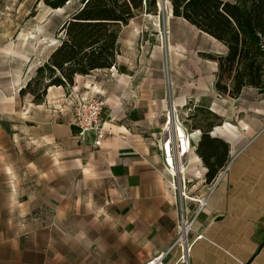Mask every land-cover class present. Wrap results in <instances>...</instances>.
Wrapping results in <instances>:
<instances>
[{
  "label": "crops",
  "instance_id": "obj_1",
  "mask_svg": "<svg viewBox=\"0 0 264 264\" xmlns=\"http://www.w3.org/2000/svg\"><path fill=\"white\" fill-rule=\"evenodd\" d=\"M184 21L193 42L180 43L170 25L171 67L177 72L179 56H187L190 61L184 69L191 68L196 80L175 94L174 103L182 107L188 101H203L220 124L205 139L201 129L186 130L191 147L186 168L177 171V188L164 148L151 141L167 108L162 80L156 76L161 61L135 59L140 54L138 33L124 49L119 48L114 66L76 75L69 87H49L42 101L20 94L40 66L34 71L35 61L17 74L10 70L1 75L0 264H146L174 245L182 220L192 221L191 241L198 235L202 238L193 243L187 263L179 260L181 250L175 246L167 252L166 264H264V93L246 88L238 98L220 95L215 89L218 63L204 53L219 54L226 46ZM12 48L6 45L0 51ZM89 95L106 99L104 121L110 134L95 158L90 157L93 167L87 170L94 178L112 180L115 186L110 191L120 201L113 208L120 218L117 224L107 219L106 235L91 238L92 244L101 246L84 253L81 243L71 248L60 234L35 230L44 227L34 221L28 222L32 231L20 232L13 213L23 205L18 187L20 135L25 134L27 142L44 144L42 148L65 147L75 139L74 103ZM201 143L208 162L225 165L232 160L229 171L218 172L212 182L206 181L208 167L198 152ZM39 160L44 165L62 163L61 157ZM78 161L83 163L79 156L75 164ZM190 198L206 204L200 206ZM41 207L26 203L30 213Z\"/></svg>",
  "mask_w": 264,
  "mask_h": 264
},
{
  "label": "rangeland",
  "instance_id": "obj_2",
  "mask_svg": "<svg viewBox=\"0 0 264 264\" xmlns=\"http://www.w3.org/2000/svg\"><path fill=\"white\" fill-rule=\"evenodd\" d=\"M73 10L71 5L52 9L38 0H0V49L6 45L13 46L12 51H0V77H5L10 70L17 74L27 63L30 66L32 62H36L32 66L34 71L38 65L45 63L47 56L59 44L60 26ZM171 14V0H168L167 8L160 10L158 7L157 14H138L129 25L122 27L119 37V48L124 49L132 41V34L138 33L136 45L140 54L135 59L152 62L156 58L161 61V68L156 76L162 80L163 98L167 108L164 110L160 130L151 136V141L161 147L166 139V123L170 111H174L173 121H179L185 132L195 124L206 125V111H209L203 101H188L182 107L174 103L175 94H180L184 87L192 85L196 77L191 68L184 69L190 61L187 56H179L177 72L171 67L170 25L176 30L175 35L180 43L193 42V36L187 30L188 24L182 18L178 19ZM147 71L153 72L152 69ZM171 107L174 108L171 110ZM75 132L77 134V129ZM42 145L44 144L27 142L25 134L20 135L17 151L20 158L18 187L19 202L23 205L22 209L13 213V219L15 216L19 222V231H32L34 228L28 222L34 221L44 227L35 230L60 234L68 247L74 248L77 243H81L84 253L98 249L101 245L92 244L91 238L106 235L107 219H114L116 224L119 222L117 220L120 217L113 206L120 201L110 191L115 186L112 180L94 178L96 175L87 170L93 167L89 159L95 158L97 148L89 142H79L76 138L67 141L65 147L55 148L45 144L47 147L42 148ZM52 156L61 157V165H44L39 160ZM77 156L81 157L82 164L79 161V164H75ZM176 162L179 164L178 158ZM26 203L43 207L30 213ZM59 203L61 209L58 208Z\"/></svg>",
  "mask_w": 264,
  "mask_h": 264
},
{
  "label": "trees",
  "instance_id": "obj_3",
  "mask_svg": "<svg viewBox=\"0 0 264 264\" xmlns=\"http://www.w3.org/2000/svg\"><path fill=\"white\" fill-rule=\"evenodd\" d=\"M52 9L67 5L73 12L58 31L60 41L35 76L21 89L42 101L52 86L69 87L76 75L114 66L119 54L121 29L140 13L157 14V0H38ZM173 16L222 42L219 54L204 53L218 63L215 89L238 98L246 88L264 93V0H171ZM209 110V109H208ZM206 125L195 124L205 139L220 118L209 111ZM207 182L215 179L224 162H208ZM212 150V149H211Z\"/></svg>",
  "mask_w": 264,
  "mask_h": 264
},
{
  "label": "built area",
  "instance_id": "obj_4",
  "mask_svg": "<svg viewBox=\"0 0 264 264\" xmlns=\"http://www.w3.org/2000/svg\"><path fill=\"white\" fill-rule=\"evenodd\" d=\"M106 106H107V101L102 96L89 95L87 97L76 99V101L74 103V107H73L74 109H73L72 124L77 129V134H75V138L79 142H89L95 148H100L103 146L108 135L110 134V131L106 128L105 121H104V110H105ZM172 113H174V111L169 112L167 125L171 121L170 118H172ZM172 130H173V128H172ZM184 132L185 131H183V133ZM165 133H166L165 137L167 139L168 135L170 133V130L166 129ZM174 135H176V133H174ZM186 135H187V133H186ZM173 139H174V141L170 142V145L172 147L171 153H173L172 159H173L176 167H180L179 164L181 163V159H180V157H178V154H177V152H178L177 146H179L178 145L179 141H177V138L173 137ZM165 140L163 143V148H164ZM188 141H189V137H188ZM190 147L191 146H190V141H189V149H190ZM165 150L166 149H164L166 161H167V164L169 165L168 155H167L168 153ZM177 158L179 160V164L176 162ZM231 161L227 162L220 169L219 172H221V175L226 174L229 171ZM170 172L172 175V182H173L172 185L175 188H177L176 184H177V179H178L177 175L178 174H177V172L175 174L172 173V171H170ZM180 172H182V171H180ZM182 180L184 182V179H182ZM182 194L185 197H187L185 191H182ZM190 199H192V200L194 199L195 201H198L200 203V206H204L206 204V200H203V199H195V198H190ZM191 231H192V221L182 220L181 228H180V234H179V237L177 238L176 242L174 243V245L168 251H161V252H158L157 254H155L154 256H152L146 262V264H166L165 256H166L167 252H169L175 246L179 247L181 250V255L179 257V260H181L183 263H187V257H188V254L191 250L193 243L202 238V235H198L195 237V239L193 241H191L189 238Z\"/></svg>",
  "mask_w": 264,
  "mask_h": 264
},
{
  "label": "bare ground",
  "instance_id": "obj_5",
  "mask_svg": "<svg viewBox=\"0 0 264 264\" xmlns=\"http://www.w3.org/2000/svg\"><path fill=\"white\" fill-rule=\"evenodd\" d=\"M158 3L161 6V10H164V9L167 8L168 0H158ZM167 43H168V41H167ZM169 50H171V49H169ZM172 109L173 108L171 107V110ZM172 118H170L171 121L167 125V128H166V129L170 130V133L168 135V138L165 140L164 149H166L165 151H167V153H168L167 154L168 155V162H169L168 167L170 166L169 170L172 171L175 174L177 171L178 172L179 171H184V169H185L186 158H187V155H188L189 141H188V136L186 135V133L185 132L183 133V128L179 125V123H178L179 121L176 122V120H175V122H174ZM178 120H179V118H178ZM172 128H173V130H172ZM174 133H176V135H174ZM173 137L177 138V141H179L178 142L179 146H177V150H178L177 154H178V157H180V159H181V163L179 164L180 167H176V165H175V163H174V161L172 159L173 158V153H171L172 147L170 145V142L174 141Z\"/></svg>",
  "mask_w": 264,
  "mask_h": 264
},
{
  "label": "water",
  "instance_id": "obj_6",
  "mask_svg": "<svg viewBox=\"0 0 264 264\" xmlns=\"http://www.w3.org/2000/svg\"><path fill=\"white\" fill-rule=\"evenodd\" d=\"M157 6L159 7V9L161 10V6H160V4L157 2ZM172 14H173V12H172Z\"/></svg>",
  "mask_w": 264,
  "mask_h": 264
}]
</instances>
